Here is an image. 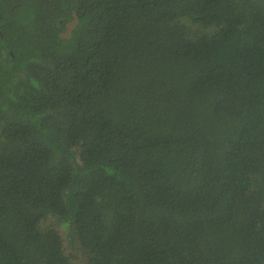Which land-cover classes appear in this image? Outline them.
<instances>
[{
  "label": "trees",
  "instance_id": "1",
  "mask_svg": "<svg viewBox=\"0 0 264 264\" xmlns=\"http://www.w3.org/2000/svg\"><path fill=\"white\" fill-rule=\"evenodd\" d=\"M7 13L0 264H71L51 218L84 264H264V0H0Z\"/></svg>",
  "mask_w": 264,
  "mask_h": 264
},
{
  "label": "flooded vegetation",
  "instance_id": "2",
  "mask_svg": "<svg viewBox=\"0 0 264 264\" xmlns=\"http://www.w3.org/2000/svg\"><path fill=\"white\" fill-rule=\"evenodd\" d=\"M11 11L13 12L14 9ZM8 17V13L6 16L0 14V86L8 82L17 86L19 84V21L13 25L14 21L8 20Z\"/></svg>",
  "mask_w": 264,
  "mask_h": 264
},
{
  "label": "rangeland",
  "instance_id": "3",
  "mask_svg": "<svg viewBox=\"0 0 264 264\" xmlns=\"http://www.w3.org/2000/svg\"><path fill=\"white\" fill-rule=\"evenodd\" d=\"M72 27V23H68L65 27L64 31L61 34V37L66 38L69 35L70 29ZM55 220L47 219L44 222V226H51L54 225V229H56L62 239L63 247L65 254L68 256L71 264H84V258L81 255L80 249L78 244L75 242V239L73 237H70L69 229L66 225L61 223H54Z\"/></svg>",
  "mask_w": 264,
  "mask_h": 264
}]
</instances>
